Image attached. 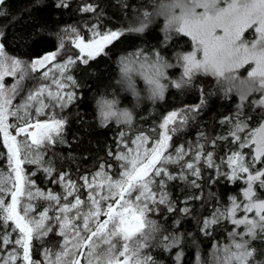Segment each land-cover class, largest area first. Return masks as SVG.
Segmentation results:
<instances>
[{
  "label": "snow or ice",
  "instance_id": "snow-or-ice-1",
  "mask_svg": "<svg viewBox=\"0 0 264 264\" xmlns=\"http://www.w3.org/2000/svg\"><path fill=\"white\" fill-rule=\"evenodd\" d=\"M4 3L5 0H0V5ZM67 6L68 0H60L57 4V7ZM81 10L94 12L96 9L92 5H86ZM2 15L4 13L0 11V16ZM156 15L166 17V32L183 34L194 42L192 51L177 54L178 62L183 68V77L187 78L183 83H191L196 72L210 74L225 82L229 91L237 90L242 99H246L251 93H259L261 98L253 100L252 106L264 110V0H166L159 5ZM148 23L150 19L145 13L139 26L131 31L143 32ZM249 29L253 32L252 40L245 37V32ZM90 30L93 35L86 43L84 36L76 28L71 29L77 36L76 47L84 54L77 57L82 63L103 53L108 44L123 35L121 31L103 32L98 28ZM58 47L61 49L60 53L53 52L33 62L23 63L20 59L11 57L5 51V43H0V135L2 144L7 149L6 152H0V160L6 161L11 169L9 172L0 168V264H14L16 260H21L22 264H158L149 254L152 247L149 240L155 237L144 229L146 224L152 223L147 221V215L154 214L157 207L167 204L168 210L172 209L171 201L166 196V181L177 179V176L167 172L168 164L178 165L179 178L195 188H199L200 184L196 179H189V176L202 178L201 167L213 169L218 177L229 182H235L241 179V174H247L243 197H230L229 206L223 211L214 210L209 218L200 223L206 235L210 234L209 230L213 225L224 220L237 229L243 226V231L229 233L232 239L224 248L225 264H264L256 260V249L251 247L252 240H264V197L256 191L264 190V124L246 131V121L249 118H241L242 113L238 110L234 117L225 118L221 122L228 123L231 127L225 136L217 138L231 145L228 154L216 157L219 160L216 163L212 152L197 154L201 152L197 146L189 157V162L183 159L186 150L182 146L173 147L170 144L172 136L169 134L182 127L187 122L188 115L173 111L164 118L160 126L164 129L163 135L152 141L153 146L146 147L148 138L141 134L130 142L136 145L135 148L124 145L118 154L113 155L120 162L122 171L113 176L100 171L91 178L82 176L81 187L89 190L86 199L82 200L80 193H73L77 185L71 177L62 173L51 176L55 171L53 161L44 159L51 145L65 142L63 133L66 123L63 117L56 118L55 115L47 116L42 122L40 117L47 115L44 109L52 111L59 104L62 110L76 98L74 91H63L69 82L73 87L77 86L71 74L65 75V70L76 61L64 50L63 39ZM139 56L142 59L135 71L143 76L153 97L163 98L164 85L160 83V78L165 76L166 68L175 65L167 63L159 52H154L151 57L141 52ZM58 57L64 62H60ZM54 61L55 72L60 76L59 79L54 76L51 80V84L57 88L55 95L49 89L44 96L43 88L34 87L25 96H21L25 90L20 84L5 87L6 76H18L21 81L25 78L38 82L48 80L51 69L38 76H33L32 73ZM134 63L136 61H122L121 71L123 83L137 94L132 76L134 69L130 66ZM250 63L255 67L248 72L247 78L240 79L239 70ZM175 87L180 88L181 83H175ZM18 96L22 103L13 104V99ZM45 100L50 103L46 104ZM100 106L104 121L118 116L131 121V116L126 111L119 114L113 111L112 102L104 101ZM178 116L180 123L177 127L169 128V125L176 124ZM9 117L15 118L12 123H9ZM123 135L121 133V137ZM252 145H255V153L246 158V154L240 149H250ZM169 148L172 149L171 152L168 151ZM201 160L203 164L199 163ZM257 163L260 165L258 168L254 167ZM25 164L36 165V168L27 173L23 167ZM222 166L231 167V173L222 172ZM41 170L48 174L46 178H51L53 183L67 181V190L62 189L60 194L51 191L45 194L41 191L30 179ZM115 176L119 178L116 179ZM98 177H102L99 183ZM208 179L212 181L213 177L209 176ZM97 190L100 194H97ZM69 197L72 199L69 200ZM8 199L10 203H6ZM33 201H37L35 207ZM84 208L87 210L82 211ZM188 211L186 208L185 214ZM241 211L245 215L238 218L237 213ZM49 212L52 214L49 215ZM248 213L253 215L249 216ZM9 221L15 222L14 228L9 226ZM152 226L153 231L158 230L155 225ZM57 231L63 244L54 246L55 250L45 248L40 261L32 259V241L35 239L42 242L49 234H57ZM11 232H16V238H13ZM180 240L179 235L162 234L158 243L170 251L179 245ZM7 245H12V248ZM16 245H19V249L15 248ZM177 259L179 260V256Z\"/></svg>",
  "mask_w": 264,
  "mask_h": 264
},
{
  "label": "trees",
  "instance_id": "trees-1",
  "mask_svg": "<svg viewBox=\"0 0 264 264\" xmlns=\"http://www.w3.org/2000/svg\"><path fill=\"white\" fill-rule=\"evenodd\" d=\"M160 1L163 0H68L67 7H57L60 0H5V3L0 5V11L4 13L0 16V32L3 33L1 43H5V51L9 55L28 62L56 51L61 39L64 41L66 33L73 27L81 33H87V30L95 25L101 31L127 30L119 39L108 44L103 53L85 64L77 63L73 69L77 97L61 112L56 113L64 115L67 119V132L63 133L65 142L47 153V159L53 161L55 175L68 173V176L77 178L80 182L82 176L92 174L101 168V165L109 167L111 174L120 172V162L113 158L119 148V132L126 130L131 135L143 132L155 139L159 135L158 125L164 116L184 106L201 103L197 110L187 113V122L172 133V146L186 144L187 147L196 149L198 145H203L213 153L215 159L225 157L231 147L217 139L225 136L231 127L228 123H221L225 118L234 117L239 110L242 113L241 118H249L246 121V131L254 130L264 123V110L252 106V101L259 99L258 94L251 93L246 99H240L236 91L219 86L215 83V78L209 75L197 73L193 75L191 83L183 84L180 88L169 83L163 98L156 101L131 98L129 93H123L121 69L125 59L137 57L141 52L153 53L155 50H174L175 56H178L177 54L191 48L189 37L163 32L161 17L152 15ZM86 5H92L96 10L82 11ZM145 13L150 19L145 30L131 31L139 26V22L145 18ZM86 36L88 37V34ZM68 45L69 54H73L76 48ZM32 75L38 76L40 73ZM41 82L42 80L38 82L26 78L22 87L27 92ZM104 101H114L113 105L119 108H124V105H128L125 102H129L132 123H118L115 119L102 121L100 105ZM179 123L180 119L174 127ZM240 150L246 154V158L254 154L253 145L250 149ZM6 151L0 135V152ZM167 167L169 173L177 176V179L166 181V196L171 201L172 209L168 210V205L165 204L157 207L154 214L150 213L156 219L155 226L158 230L153 231L155 239L149 242L152 245L149 254L158 264H225L217 257L216 251L224 249L231 242L229 233L243 231V226L237 229L224 220L218 225H213L209 230L210 234L206 235L200 222L209 218L214 210L223 211L229 206L230 197H243L247 174H241V179L229 182L218 177L213 169L202 167V178L189 176V179H196L200 184L199 188H195L179 178L178 165ZM254 167H260L259 163ZM0 168H8L6 161L0 160ZM224 172L230 174L229 167H225ZM209 176L213 177L212 181H209ZM36 178L40 184L44 183L42 177L36 175ZM256 191L264 197V190ZM193 196L196 198L192 199ZM186 208L189 210L187 214ZM244 215L242 211L237 213L238 218ZM8 224L11 228L15 227L12 221ZM15 234L16 232H13V238L16 237ZM162 234L179 235V245L170 251L164 249L163 245L158 243ZM60 241L58 233L49 234L41 244L34 241L32 255L40 260L43 247L55 249L54 246L60 244ZM7 247L11 249L12 245ZM251 247L256 249V260L264 262V240H252Z\"/></svg>",
  "mask_w": 264,
  "mask_h": 264
},
{
  "label": "rangeland",
  "instance_id": "rangeland-1",
  "mask_svg": "<svg viewBox=\"0 0 264 264\" xmlns=\"http://www.w3.org/2000/svg\"><path fill=\"white\" fill-rule=\"evenodd\" d=\"M165 2H166V0H163V1L158 2V3L156 4V6H155L154 14H152V15L155 16V17H156V16H157V17H159V16L161 17V19H162V20H161V21H162V29H163V32H164L165 34H173L174 32H172V33H168V32H166V30H165L166 17L163 16V15H156V12H157V10H158V8H159V5H161L162 3H165ZM152 15H151V16H152ZM92 28H96V25H95V27H90V28L87 30V31H88L87 33H81L80 31H78V30L76 29L77 32L81 33V34L84 36V39H85V42H86V43L89 42V39H88V38L91 37V36L93 35L92 31L90 30V29H92ZM71 29H72V28H71ZM71 29H69L68 32H67L66 35H65V38H64L65 49H64V50L67 51L69 57H71L72 59H74V60L76 61V63H75L73 66H70V67H68V68L65 70V75H67V74H71V75L73 76V79L76 81L75 76L73 75V69H74V67L77 65V63H82V62H80V60H79L77 57H78V56H84V54H83V53H80L79 48L76 47L77 36H76L74 33H72ZM107 31H108V30H105V31H103V32H107ZM111 31H121V32L124 33V32H126L127 30H126V29H116V30H111ZM0 33H1V32H0ZM87 34H88V37L86 36ZM0 37H1V36H0ZM245 37H246L248 40H252V39H253V32H252L251 29H249L248 31L245 32ZM189 38H190V37H189ZM190 39H191V38H190ZM191 43H192L191 48H190L188 51H184V52L181 53V54H187V53H189L190 51L193 50L194 42L191 40ZM68 44L73 45V46L76 48V51L73 52V54H69L68 51H69L70 49H69V45H68ZM106 47H107V46H106ZM106 47H105V48H106ZM104 50H105V49H104ZM54 52L60 53V52H61V49L58 48V49H57L56 51H54ZM154 52H159L160 55L164 58V60H165L167 63H171V64L175 65V66L172 67V68H166V69H165V76L162 77V78H160V83H161L162 85H164L163 96H164V93L166 92V87L168 86L169 83H171L173 86H175V83H181V86H182L183 84H186V83H183V80H186L187 78H184V77H183V68H182V66L180 65V63L178 62V56H175V54H174L175 51L172 50V51L164 52L163 50H155V51H153V53H154ZM51 53H53V52L46 53V54H44L43 56L48 55V54H51ZM75 53H76V55H75ZM153 53L144 54V55H145V56H149V57H151V56L153 55ZM10 56L13 57V58H16V59H20V58H18V57H16V56H12V55H10ZM43 56H41V57H39V58H42ZM85 58H87V57L85 56ZM36 59H38V58H36ZM36 59H34L33 61H35ZM141 59H142V57H140V56H137V57H131V58H129V59H125V60H133V61H136V63L131 64L130 66L134 69V71H133V73H132V76H133V79H134V82H135V85H136L135 93H137V94H134L133 91H132L131 89L127 88V86H126L125 83H123V84H124V86H123V93H129V95H130L131 98H133V97H137V98H139V99L149 101V100L147 99L148 95L150 94V91H149V85L145 82L143 76H141L137 71H135V69H138V68H139V63H140ZM20 60H21L23 63H30V62L25 61V60H23V59H20ZM58 60H60L59 57H58ZM89 60H90V59H89ZM89 60H88V61H89ZM33 61H31V62H33ZM60 62H64V61H63V60H60ZM55 64H56L55 61H54V62H49L48 64H46L45 68H40V69L37 70L38 73L42 74L45 70H47V69H51L48 80H42V82L36 87L37 89H39V88H43V89H44V93H43L44 96L47 95V92L49 91V89L53 92L54 95H55V93L57 92V88H56V86L53 85V84H51V80H52V78H53L54 76H55L57 79L60 78L59 74H58L57 72H55ZM82 64H85V63H82ZM254 67H255V65H254L253 63H250V64L245 65L244 67H242V68L239 70V72H238V77H239L240 79H245V78H247V77H248V72L251 71V69L254 68ZM197 73H199V74H204V73H202V72H196V73H194V75L197 74ZM18 75H19V74H18ZM204 75L212 76V75H210V74H204ZM213 77L215 78V83H216V84H218L219 86H222V87H225L226 89H228V85H227L225 82H223L220 78H217L216 76H213ZM25 79H26V78H25ZM25 79L21 81V80L18 79V76H17V77H14V76H6L5 79H4V85H5L6 88H7V87H11V86L16 85V84H20V85L22 86V84H23V82L25 81ZM233 90L236 91V92L239 94L240 99H242L240 93H239L237 90H235V89H233ZM63 91H64V92L74 91L75 94H76V97H77V89H76V87H73V86L70 84V82L68 83V87L65 88ZM25 92H26V91L22 92V93H21V96H25V95L27 94L28 91H27L26 93H25ZM24 93H25V94H24ZM254 93L259 95V96H258L259 99L261 98L259 93H257V92H254ZM75 99H76V98H75ZM75 99H74V100H75ZM160 99H161L160 97H157V98H156L155 100H153V101L160 100ZM74 100H73V101H74ZM73 101H72V102H73ZM72 102H71V103H72ZM20 103H22V100H21V98H20L19 96H18V97H15V98L13 99V104H20ZM45 103L48 104V103H50V101H49V100H45ZM71 103H69V104H71ZM125 103L128 104V105L130 104L129 102H125ZM69 104H67V106H68ZM67 106H66V107H67ZM115 106H116V105H115ZM115 106L113 105V108H112L113 111H117L118 113L123 112L124 108H119V107H117V106L115 107ZM200 106H201V103H200V104H197V105L195 104V105H192V106H184V107H182V108H179V109L172 110V111L168 112V113L164 116V118H166L167 115L170 114V113L173 112V111H176L177 113L184 114V113H189V112H191V111H188L190 108L193 109V111H195V110H197ZM64 108H65V107H64ZM64 108H63V109H64ZM105 110H107V109H105ZM44 111H45V113H46L47 115H46V116H43V117H40V119H41L42 122H43L44 120H46V119H47V116H49V115H55L56 118H57L58 114H56V113H57V112L59 113V112H61L62 110L60 109L59 104H56L55 109H53L52 111H49L48 108H45ZM100 115H101V111H100ZM164 118L160 121V123H159V125H158V126H159V129H160V130H159V133H158V134H159L158 136H160V137H162V135H163V131H164V129L160 127V126L162 125V123H163ZM14 119H15L14 117H9V123H12V122L14 121ZM110 119H115V120H117L118 123H124V124H127V125H130V124L132 123V121H130V122L126 121V119H125L124 117H122V116H118V117H109L108 120L105 121V122L110 121ZM131 119H133V118H131ZM179 119H180V118H179V116H178V117H177V120H179ZM101 120L104 121V119H103L102 116H101ZM263 124H264V123H263ZM173 127H174V124L169 125V128H173ZM121 133L124 134L123 137H121ZM13 134H14V133H13ZM141 134H143L144 136H146V137L148 138L147 143H146V147H149V148H150L151 146H153V145H152V141H153L154 139L150 138V136L147 135L146 133L140 132V133H136V134H134V135H131L128 131H126V130H122V131L119 132V134H118V138H117V140H118V146H119L117 154L123 149L124 145H130L131 147L135 148L136 145H134V144H130V142H131L132 140H135L136 137L139 136V135H141ZM169 134H170L171 136L173 135L172 132H170ZM241 135H242V134H241ZM172 138H173V137H172ZM122 141H123V143H122ZM249 142H251V141H249ZM171 143H172V140L170 141V144H171ZM171 145H172V144H171ZM179 146H182V147L186 150V155L183 157L184 160H189V157H190V156L196 151V149H191L189 146L187 147L186 144H185V146H183L182 144L179 145ZM198 146L200 147L201 152H200V153H197V154L202 155L203 153L211 152L210 150L205 149L203 145H198ZM253 146H254V153H255V145H253ZM196 148H197V147H196ZM52 149H53V146H50L49 151H51ZM191 150H192L193 152H192ZM168 151L171 152L172 149L169 148ZM47 153H48V152H47ZM212 154H213V153H212ZM213 158L215 159L214 155H213ZM44 159H45V160H48V159H47V154L45 155ZM189 162H191V160H189ZM199 163H200V164H203V160H201ZM216 163H219V160H216ZM168 165H175V164H168ZM34 166H35V168H36V165H28V164H25V165H24V169H25V171H26L27 173H31V172H33L34 169H35ZM103 166H104V165H103ZM167 169H168V167H167ZM201 169H202V167L200 168V170H201ZM7 170H8L9 172L11 171V169H10L9 167L7 168ZM224 170H225V167L222 166V167H221V171L224 172ZM97 171H100L101 173L106 172L107 175H109V176H113V174H111V172H110V170H109V167H106V166H104L103 168H99L98 170L94 171L92 174H86V175H84V176H89V177L91 178V176H92L93 174H95ZM120 171H122L121 168H120ZM229 171H230V173H231V167H229ZM167 172H168V170H167ZM55 173H56V172L54 171V172L51 174V176H56ZM168 173H169V172H168ZM174 173H175V172H174ZM62 174H67V176L69 175L68 173H62ZM13 175H14V174H13ZM36 175H38L40 178L42 177L44 183L40 184L39 180L36 178ZM46 177H48V174H46L43 170H41V171H37L35 175H33V176L30 177V179L34 182V185H35V186H38L39 189H40L41 191H43L45 194H47L48 191H51V192H53L54 194H60V193L62 192V189H63L64 191L67 190V187H66V185H67V181H65L64 183H53V181H52L51 178H46ZM114 178L118 179L119 177H118V176H115ZM101 179H102V177H98V178H97V183H99ZM71 180L77 185V187L73 189V193H74V195L77 194V193H80V198H81L82 200H85V199H86V194L88 193L89 190H88L87 188H82V187H81V185L83 184V181L81 180V181L79 182V180H78L77 178H74V177H71ZM33 191H35V187L33 188ZM105 192H106V189H105ZM97 194H100L99 190H97ZM68 199L71 200L72 197H69ZM6 203H10V199L6 200ZM73 203H74V200H73ZM88 203H90V202H88ZM36 204H37V201H33V205H34V207L36 206ZM61 206H62V205H61ZM86 210H87L86 208L82 209V211H86ZM37 211H39V209H37ZM73 211H75V210H73ZM217 211H221V210L218 209ZM51 214H52V213L49 212V215H51ZM70 214H71V213H69V215H70ZM146 219H147V221H150V222H152V223H151V224H146L144 231H145L146 233H150L151 236H154V233H153V226H152V225H155V224H156V219H155L154 217H152V216L150 215V213L147 215ZM14 225H15V224H14ZM57 233H58V231H57ZM10 234L13 236V232H11ZM58 235H59V234H58ZM15 236H16V234H15ZM59 236H60V235H59ZM15 238H16V237H15ZM45 238H46V237H45ZM45 238L43 239V241L45 240ZM34 241L39 242L40 244L43 242V241L40 242V241H37V240L34 239V240L32 241V249H33V247L35 246V245H34ZM151 241H152V239L150 238L149 242H151ZM62 244H63V239L61 238V241H60V244H59V245H62ZM15 248L19 249V245H16ZM45 248H49V247H43V249H42V256H41L40 260H41V259L43 258V256H44V249H45ZM35 249H36V248H35ZM53 250H55V249H53ZM34 252H35V250H34ZM216 253H217V257L220 258L221 261H222L223 263H225V259H224V258H225L226 253L224 252V249H223V248H222V249H217ZM21 255H22V253H21ZM32 259L37 260V261H40V260L34 258L33 255H32ZM14 264H22V261H21V260H16V261L14 262ZM24 264H25V262H24ZM45 264H46V262H45Z\"/></svg>",
  "mask_w": 264,
  "mask_h": 264
},
{
  "label": "clouds",
  "instance_id": "clouds-1",
  "mask_svg": "<svg viewBox=\"0 0 264 264\" xmlns=\"http://www.w3.org/2000/svg\"><path fill=\"white\" fill-rule=\"evenodd\" d=\"M157 97H153L152 95H151V93L148 95V97H147V99L149 100V101H153V100H155ZM115 102L113 101V104H114ZM136 103V101H135V99H133V104H135ZM124 111H126L130 116H131V118H132V109H131V106H129V105H124V110H123V112ZM117 112V111H116ZM118 113V112H117ZM119 114V113H118Z\"/></svg>",
  "mask_w": 264,
  "mask_h": 264
},
{
  "label": "flooded vegetation",
  "instance_id": "flooded-vegetation-1",
  "mask_svg": "<svg viewBox=\"0 0 264 264\" xmlns=\"http://www.w3.org/2000/svg\"><path fill=\"white\" fill-rule=\"evenodd\" d=\"M0 43H1V37H0ZM61 117H63L66 120V123L64 125V133H65V132H67V119H66V117L64 115H58L57 116V118H61ZM14 135H15V132H14ZM51 146H53V148H55V147H58L59 145L58 144H53Z\"/></svg>",
  "mask_w": 264,
  "mask_h": 264
},
{
  "label": "water",
  "instance_id": "water-1",
  "mask_svg": "<svg viewBox=\"0 0 264 264\" xmlns=\"http://www.w3.org/2000/svg\"><path fill=\"white\" fill-rule=\"evenodd\" d=\"M16 134V133H15ZM23 167H24V165H23ZM107 217H102V219H106ZM14 224H15V222L14 221H12ZM25 264H26V262H25Z\"/></svg>",
  "mask_w": 264,
  "mask_h": 264
}]
</instances>
